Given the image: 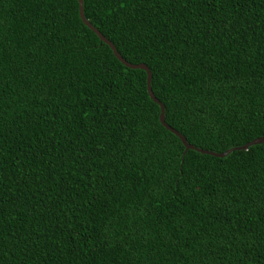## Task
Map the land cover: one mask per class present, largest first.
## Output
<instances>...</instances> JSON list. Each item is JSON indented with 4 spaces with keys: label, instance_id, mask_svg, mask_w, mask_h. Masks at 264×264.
Wrapping results in <instances>:
<instances>
[{
    "label": "trees",
    "instance_id": "1",
    "mask_svg": "<svg viewBox=\"0 0 264 264\" xmlns=\"http://www.w3.org/2000/svg\"><path fill=\"white\" fill-rule=\"evenodd\" d=\"M82 12L189 144L264 134V0ZM145 79L76 0H0V264H264V141L183 152Z\"/></svg>",
    "mask_w": 264,
    "mask_h": 264
},
{
    "label": "water",
    "instance_id": "2",
    "mask_svg": "<svg viewBox=\"0 0 264 264\" xmlns=\"http://www.w3.org/2000/svg\"><path fill=\"white\" fill-rule=\"evenodd\" d=\"M77 1V9H78V16L80 18V20L82 21V23L87 26L97 37L100 41L104 42L105 44L108 45V47L110 48L111 52L113 53L114 57L121 62L123 65H125L126 67L129 68H133V69H142L145 72V81H146V92L149 96V98L158 105L159 107V112H158V120L161 123V125L166 128L167 130H169L170 132H172L173 134H175L180 142L182 143V145L184 146V150L186 149H193L195 151L201 152V153H207L210 154L212 156L215 157H222L224 155H226L228 152L232 151V150H237V149H246L249 145H253L255 143H259V142H263L264 141V134L262 136L256 137L254 139H252L249 142H246L242 145L239 146H235V147H231L228 148L222 152H214V151H210V150H204V149H199L191 144H189L184 137L178 132L176 131L174 128L170 127L167 123L164 122V108L163 105L161 104V102L153 95L151 88H150V71L147 68V66L143 63H129L126 60H124L115 50L114 46L112 45V43L106 39L95 27H93L84 17L83 12H82V0H76ZM182 152V154H183Z\"/></svg>",
    "mask_w": 264,
    "mask_h": 264
}]
</instances>
